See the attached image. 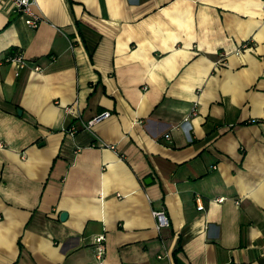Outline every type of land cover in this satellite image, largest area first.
<instances>
[{
  "label": "crops",
  "instance_id": "1",
  "mask_svg": "<svg viewBox=\"0 0 264 264\" xmlns=\"http://www.w3.org/2000/svg\"><path fill=\"white\" fill-rule=\"evenodd\" d=\"M35 3L0 0V264H264V0Z\"/></svg>",
  "mask_w": 264,
  "mask_h": 264
},
{
  "label": "built area",
  "instance_id": "2",
  "mask_svg": "<svg viewBox=\"0 0 264 264\" xmlns=\"http://www.w3.org/2000/svg\"><path fill=\"white\" fill-rule=\"evenodd\" d=\"M9 4L12 6V9L15 13L22 16L24 18L25 25L30 29H37L43 19L37 15L33 11V7L35 6V0H7ZM242 48H246V45H243ZM239 53V51H237ZM5 62L14 65L15 67V76L18 77L20 73L25 69L26 62L23 58V55L21 53H16L10 57H7L5 59ZM35 70H39V68H35ZM66 111L69 113L72 112L71 108H67ZM111 113L109 111H103L91 119L83 122L79 127L75 125H69L65 128V132L68 133L70 136H74L80 129L86 130L91 132L95 125L99 124L103 120L109 118ZM165 138L168 139L169 135H165ZM4 144L0 141V148H3ZM113 148V147H111ZM224 201V198L217 199V202L222 203ZM152 215L155 219V228L157 231L166 228L169 226L168 218L166 217V214L163 210H155L152 212ZM104 240L103 236H98L95 238V244H96V257L100 258L101 255L104 253V247L102 245V241Z\"/></svg>",
  "mask_w": 264,
  "mask_h": 264
},
{
  "label": "water",
  "instance_id": "3",
  "mask_svg": "<svg viewBox=\"0 0 264 264\" xmlns=\"http://www.w3.org/2000/svg\"><path fill=\"white\" fill-rule=\"evenodd\" d=\"M67 217V214L66 213H61L60 214V219L63 221L65 218Z\"/></svg>",
  "mask_w": 264,
  "mask_h": 264
}]
</instances>
